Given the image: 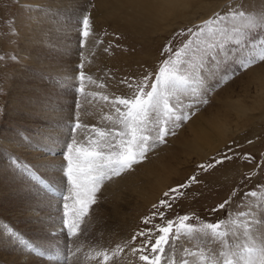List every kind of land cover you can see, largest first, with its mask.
Here are the masks:
<instances>
[{
  "label": "rangeland",
  "instance_id": "rangeland-1",
  "mask_svg": "<svg viewBox=\"0 0 264 264\" xmlns=\"http://www.w3.org/2000/svg\"><path fill=\"white\" fill-rule=\"evenodd\" d=\"M97 1L0 0V141L8 132H12V135L18 133L22 137V129L11 124L10 115L14 112L12 99L18 98L23 104L31 99L29 102L36 108L47 107V100L54 99L58 101V106L53 118L56 122L52 120L51 123L57 126L58 132L53 134L51 140L61 145V150L53 153L56 164L54 161L47 166L48 172L43 173L34 168L32 163L36 162L37 157L33 158L31 153L44 151L46 148L43 145L48 139L40 143L32 137L35 141L29 143L32 140L23 130L26 134V138L22 137L25 144L16 146V151L3 148L0 142V236L2 238L4 235L3 241L9 240L6 243L10 246L6 244V249H13L0 251V264H18L13 260V254H18L14 250L23 255L20 264H64L63 254L70 246V239L75 242L71 246L81 249L76 253L77 264H138V254L134 256L124 249L113 260L111 250L147 227L143 218L157 211L153 205H159L161 199H166L165 192L194 174L199 178L198 183L191 182V187L182 189L184 194L172 201V208L165 211V221L188 215L190 220L185 224L195 228L223 221L217 229L222 235L213 236L210 230L206 234L189 235L186 229H182L174 250L166 247L177 264L184 258L188 259L189 264H213V257L223 264L222 252L242 251L245 245L259 247L264 244V225H252L248 236L244 227L246 220L259 218L264 213V209L259 207L262 203L259 197L247 195L250 191L264 193V168L261 167L264 166V100L259 110L244 115L248 119L240 122L242 126L231 131L223 143L202 157L194 156L187 161L184 153L189 150L183 144L184 139L190 140L191 137L189 122L200 113L207 116L212 111L226 109L227 100L237 96L248 103L257 97L258 86L253 81L257 73L263 72L264 63L258 61L248 70L241 65L264 47V0H207V4L193 3L186 15L172 19L166 29L150 34L138 30L140 24L128 18L127 10L118 9V5L114 4L106 7V11L97 5ZM238 13H243V16ZM233 14L237 15L233 18ZM85 15L90 16L93 29L88 38L82 37L78 28ZM218 16H227L228 19H214ZM207 20H213L208 27L215 35L205 31L199 37V47L193 43L189 54L182 55L181 60L185 63L180 66L177 75L189 76L192 61L199 62V50L206 49L207 56L198 72L202 81L199 92L208 103L194 107L192 111L195 115L177 129L175 136L167 137V142L151 151L142 163L103 185L97 202L86 214H78L80 206L76 203L75 190L69 193V185L59 162L66 143L70 142V125L79 122L95 125L100 130L113 126L122 128L117 123L118 113L103 100V95H129V89L120 83L125 79L131 81L135 78L137 83L145 75H151L154 79L167 58V47L171 46L176 51L189 39L196 41L197 38L186 30L196 32L198 26H203ZM171 58L176 59L175 56ZM81 71L85 73L83 81L80 79ZM34 96L39 103H32ZM177 99L185 105L192 103L189 93L178 92L172 102L175 103ZM77 101L80 108L76 107ZM26 120L22 118L17 122L24 124ZM26 130L31 133L33 128L28 126ZM74 135L81 140L88 135L89 142L78 144L85 150L94 147L90 141L98 138L91 129L87 133L77 129ZM225 153L232 159L224 164L209 168L206 173L197 167L207 165L213 158L219 159ZM246 155L252 159H245ZM13 160L17 163L13 164ZM181 160L187 162L176 163ZM159 162L168 163V180L161 182L160 188H149L146 183H152L154 179L148 177L147 167ZM171 162L174 167H171ZM247 176L253 179H245ZM18 179L33 184L38 195L50 202L51 209L43 210L47 217L42 215L38 218L41 220H34L36 224L32 230L21 225L18 219L24 211H19L13 219L12 209L2 199L3 194L28 188L29 185L18 187ZM40 180L44 183H40ZM145 192L150 197L143 195ZM66 195L69 196L67 201L63 199ZM16 198L22 206L37 201L29 191ZM225 200L230 203L224 209L214 211ZM65 203L67 208L64 207ZM253 208V217L240 216L241 212ZM63 220L67 221L68 226L76 225L73 232L77 235L67 237L66 227L62 230ZM165 221L157 217L152 223L163 224ZM175 227H179V221ZM152 238L154 240L155 235ZM140 243L138 239L136 244ZM185 249L192 255L186 253ZM40 252L44 255H39ZM105 253L110 257L107 262L103 260Z\"/></svg>",
  "mask_w": 264,
  "mask_h": 264
},
{
  "label": "snow or ice",
  "instance_id": "snow-or-ice-1",
  "mask_svg": "<svg viewBox=\"0 0 264 264\" xmlns=\"http://www.w3.org/2000/svg\"><path fill=\"white\" fill-rule=\"evenodd\" d=\"M235 15L237 14H233V18ZM238 15L243 16V13H238ZM214 19L226 20L228 17L218 16L214 17ZM212 23L213 20L205 21L203 26H198L199 30L196 32H193L192 29L186 30L197 38L196 41L189 39L182 48L176 51H173L171 46L167 47V58L163 60V65L156 72L154 79L151 75H145L139 83L135 81V78L131 81L125 79L120 83L129 89V95H114L111 97L103 95V100L106 103H110L115 112L118 113L117 123L122 125V128L113 126L106 130H100L95 125L81 124L79 122L70 125V142L65 145L60 165L61 171L69 185V193L75 190L76 203L80 206L77 210L78 214H86L88 209L97 202V195L103 185L113 177L120 176L131 170L135 165L142 163L147 159L151 151L167 142V137L175 136L177 129L182 124L190 121L195 115V112L192 111L194 107L208 103V100L202 98L199 92L202 81L198 72L207 56L206 49L199 50V62L192 61L191 74L189 76L177 75V73L180 70V66L185 63L181 60L182 55L187 56L189 54L193 43H196L197 47H199V37L205 31L209 35H215L212 29L208 27ZM78 28L82 37H90L93 29L89 15L81 18ZM81 47H83V44H81ZM172 56H175L176 59L173 60ZM258 61L264 63V47L256 55L250 56L246 61H243L241 66L243 69L248 70L252 65H256ZM80 68H83V64L80 65ZM84 75L85 73L81 71V81H83ZM178 92L189 93L192 97V103L185 105L179 99L173 103V97ZM76 107H81L79 101L76 102ZM77 129H83L85 133L89 129L94 131L98 137L90 141L94 147L88 150L78 147V144L89 142V140L88 135H85L83 140L74 135ZM244 158L247 160L252 159L250 155H246ZM230 159H232V156L225 153L219 159L213 158L207 165L200 164L197 167L206 173L209 168L222 165ZM12 163L16 164L17 162L13 160ZM65 163L66 166H64ZM261 167L264 168V166ZM33 178L39 179L38 177ZM245 179L251 180L253 177L247 176ZM198 181V176L194 174L188 177L184 183L165 192L164 196L166 199H161L159 205H153V208L157 209V211H154L150 217L146 216L143 218V223L147 227L134 233L131 240L126 241L124 244H117L115 249L111 250V258L113 260L117 259L118 253L128 249L134 256L138 254V264H177L174 257L169 254V251H166V247L174 250L175 241L179 239L182 229H186L189 235L194 233L206 234L209 230L213 236L222 235L217 232V229L223 221L207 223L202 228L186 225L185 222L190 220L188 215L165 221V211L172 208V201L179 199L184 194L182 189L191 187V182L198 183ZM39 182L44 183L43 180ZM247 195L259 197L262 201L259 207L264 209V193L258 194L257 191H250ZM63 199L67 201L69 196L66 195ZM229 203L230 201L225 200L214 211L224 209ZM64 207H68L67 203L64 204ZM254 211L255 209L253 208L250 211L241 212L240 216L253 217ZM157 217L165 222L163 224H153V220ZM177 221H179V227H175ZM252 225H264V213L259 218L253 217L245 221L246 236H248ZM64 227H66L67 237L71 238L77 235L73 232V228L76 227L75 224L68 226L67 221L63 220L62 230ZM153 235H155L154 240L152 238ZM138 239L141 240V243L137 245ZM69 243L70 246L67 247L63 254V262L64 264H77L76 253L80 252L81 249L79 246H71L75 245V242L71 241V239ZM224 243L227 246V242L225 241ZM184 251L188 253L187 249ZM188 254L192 255V253ZM39 255L43 256L44 253L40 252ZM220 255L224 257L223 264H241V262L243 264H264V244L259 247L245 245L242 251L222 252ZM50 259H59V257H50ZM109 259V255L105 253L103 260L107 262ZM179 264H189V261L184 258L179 261ZM213 264H219L216 257H213Z\"/></svg>",
  "mask_w": 264,
  "mask_h": 264
},
{
  "label": "bare ground",
  "instance_id": "bare-ground-1",
  "mask_svg": "<svg viewBox=\"0 0 264 264\" xmlns=\"http://www.w3.org/2000/svg\"><path fill=\"white\" fill-rule=\"evenodd\" d=\"M97 2H98L97 5L100 8H105V10L106 7H108L109 5L112 6L114 4L118 5L116 7L118 9L123 8L127 10L128 18H130L132 21L136 20L135 22L140 24L138 30L145 32L147 34L157 33L159 30L166 29V27L170 25V21L172 19H176L186 15L187 9H189L190 6L192 7L193 3L198 5H201L203 3L205 4L208 3L207 0H98ZM114 8L113 10H115ZM189 10L191 11V8ZM108 12L110 11L108 10ZM112 14L114 15V13ZM252 80H254V78ZM253 82L257 83L258 92L257 94H255L257 97L254 100L251 99L252 100L251 103H248L247 101H244L242 97L237 96L235 99L232 98L227 100L228 103L226 109H222L214 113L212 111L211 114L210 115L208 114L207 116L204 115L203 113H200L194 119H192V121L189 122L190 126L188 127V129L190 128L189 129L190 132L188 129L187 130L191 135V137L190 140L187 139L183 140L184 146L189 150L186 153H184L185 159L187 161L191 160L194 156L195 158H200L204 154L214 149L217 145L223 143V141L227 138V136L231 131L243 125L240 124V122L246 121L248 119L247 117L245 118L244 115L247 116V114L259 110L262 107L261 103H263L264 100V70L263 72H259L256 74L255 80ZM21 95L23 94L21 93ZM30 100L31 99L28 100L27 104H23V101L18 100V98L12 99L11 106L13 107L14 112H12L10 115L11 124L17 125V127H19L20 130L22 129V134H21L22 137L26 138V134H28L27 136L32 140L29 143H33L35 141L33 138L38 139L40 143H42L43 139L45 140L48 139L43 146H45L44 147L46 148L45 150L48 149L52 151L46 152L44 150L41 153H35V151L34 153H31V156L33 155L32 156L33 158L37 157L35 158L36 162L32 163L33 166H35L34 168L36 169L38 168L42 170L43 173H47L48 172L47 170L49 169V168L47 169V166H51L56 159V158H52L55 157L53 153L57 152V150L61 148V145H59V143L57 144L55 140H51L54 137L53 134L58 132L57 126L51 123L53 118L56 117L55 113L57 111L56 106H58V101H55L54 99L47 100V104H48L47 107L36 108V106H32V104L29 102ZM35 102L39 103V99H37L36 96H34L32 99V103L34 104ZM16 105L18 107H16ZM209 109L212 110L213 108H209ZM22 118H26L27 119L26 122L24 124L18 123L17 120ZM54 121L56 122V120H53V122ZM28 126L33 128V131L31 133H28L26 130ZM23 130L26 132V134L25 132H23ZM10 135H12V132H8V134L6 136H3V139H1L0 142L3 148L7 150L9 149L16 151L14 149L16 146L25 144V139L22 138L20 135H18V133L16 134L14 132L12 136ZM38 148L40 147L38 146ZM50 153L52 154L49 155ZM186 160L176 161V163L182 164L187 162ZM60 161L61 159L59 160V162ZM172 164L173 162L170 163V165ZM167 165L168 163L166 162H159V163L151 164L150 166L147 167L148 177L150 176V179L151 178L154 179L152 183L151 182L146 183V185L148 184L149 188H160L161 182L168 180L170 169ZM171 167L174 166L172 165ZM50 176H52V174ZM18 181H19V184L17 185L18 187H27V185H29L28 188H26V190L23 191L18 190L17 193H14L15 191H13L7 194H3L2 199L4 200V203L9 204L8 207L12 209L11 213L13 215V219L14 216H16V214L19 211L21 210L24 211L22 214H19L21 217H19L18 219L22 222L21 225L29 227V229L31 228L32 230L33 225L36 224L34 220L37 221L41 220L38 218L39 216L46 214V213L44 214L43 210L50 208L49 205L50 202L43 200L42 195H38V191L35 190V188L32 186L33 184H31L30 182L27 181L28 184H26L25 180L18 179ZM26 191L32 192V195L34 194V198L37 199V201L34 204L32 202H28L26 205L22 206L19 204L18 198L16 197H18L19 195H23ZM143 195H147L148 197H150V194L146 192ZM133 198L134 197H132V199ZM139 200L142 201V198H139ZM45 217L47 216L45 215ZM30 220L32 221L30 222ZM3 236L4 235H2V238ZM2 238L0 236V251L13 250V249H6L10 246L8 243H6L9 240L3 241L4 239ZM6 244H8V247H5ZM14 252H17L18 254L16 253L13 254V260L17 261V263L20 264L21 262L20 260L23 257V255L17 250H14ZM31 261L32 260H30L29 262Z\"/></svg>",
  "mask_w": 264,
  "mask_h": 264
}]
</instances>
